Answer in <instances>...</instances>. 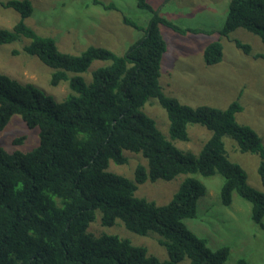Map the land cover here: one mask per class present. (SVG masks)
I'll return each instance as SVG.
<instances>
[{"label":"trees","instance_id":"1","mask_svg":"<svg viewBox=\"0 0 264 264\" xmlns=\"http://www.w3.org/2000/svg\"><path fill=\"white\" fill-rule=\"evenodd\" d=\"M106 9L114 2L94 0ZM152 13L146 26L123 15V21L142 31L122 55L102 45L80 53L63 52L55 38L38 33L25 22L33 12L31 0H0L21 14L12 28H0V44L28 38L25 51L54 70L50 82L65 81L71 89L62 100L33 83H23L0 72V132L14 115L39 128V143L30 150L0 146V264H228V245L213 247L186 219L198 216L207 185L197 174L223 177L220 199L230 205L234 194L250 202L252 219L263 225L264 192L248 183L245 167L231 159L226 137L236 149L260 157L258 172L264 184V141L257 130L236 118L243 109L236 99L225 108L183 103L167 94L160 83L162 58L168 43L161 26L186 34L216 29L183 27L163 16L147 0H137ZM264 42V0H230L225 23L217 29L228 36L237 28ZM249 53V44L235 39ZM13 54H19L15 49ZM264 58V52L257 54ZM223 58L220 40L203 50L206 64ZM96 60L110 61L92 72L87 84L83 72ZM157 98L167 112L171 139L143 110ZM200 124L211 131L198 154L179 148L173 139H190L188 128ZM24 135L14 143H22ZM131 151L143 155L134 178L111 171L112 162L125 164ZM187 175L170 201L157 204L137 196L138 185ZM100 213L101 225L123 223L131 232L160 235L168 257L161 259L144 245L115 233L95 234L90 224ZM151 249V247H150ZM152 251V250H151ZM236 264H249L245 258Z\"/></svg>","mask_w":264,"mask_h":264},{"label":"rangeland","instance_id":"2","mask_svg":"<svg viewBox=\"0 0 264 264\" xmlns=\"http://www.w3.org/2000/svg\"><path fill=\"white\" fill-rule=\"evenodd\" d=\"M33 12L25 22L38 33L55 38L63 52L80 53L89 45H102L122 55L142 31L126 24L123 15L146 26L152 13L141 8L137 0H102L114 2L120 10L106 9L94 0H31ZM160 13L183 27L216 29L212 33L181 34L162 25L161 30L168 43L162 58L160 83L165 92L177 96L181 102L199 105L208 104L219 108L227 107L238 99L243 109L236 118L254 126L264 141V58L257 54L264 52V42L260 36L244 28L233 30L228 36L217 29L223 27L230 0H147ZM21 14L13 8L0 5V28H12L20 20ZM235 39L250 45L249 53L236 45ZM220 40L223 44V58L214 65L203 59L205 46ZM29 39L22 37L12 43L0 44V72L23 83H33L57 100L67 97L71 89L64 83L52 85L53 68L43 63L37 56L25 51ZM19 50V54L13 51ZM110 61L96 60L83 72L87 84L92 80V72ZM69 93V94H68ZM143 110L153 117L160 130L171 139L169 119L165 108L157 98H150ZM190 139H173L179 148L198 154L210 137L211 131L200 124L188 128ZM24 135L22 143L14 139ZM226 148L231 159L239 161L248 173V183L264 192V184L258 172L260 157L254 153H242L236 149V142L226 137ZM39 143V128L29 127L20 115H14L4 130L0 132V146L8 150H30ZM128 162H112L113 172L134 178L139 162L148 163L142 155L127 151ZM187 175L180 174L173 180L158 179L138 185L137 196L165 204L179 189ZM207 185V192L201 197L198 216L186 219L187 224L198 234L207 237L210 245H228V264H236L245 258L249 264H264V220L263 225L252 219L250 202L234 194L230 205L220 199L223 177L220 173L211 176L196 175ZM89 226L95 234L115 233L129 238L134 244L146 246L150 252L165 259L166 248L160 244V235L151 233L142 236L129 231L123 223L112 227L101 225L100 213ZM151 247V249H150ZM152 250V251H151ZM180 264H189L185 259Z\"/></svg>","mask_w":264,"mask_h":264},{"label":"crops","instance_id":"3","mask_svg":"<svg viewBox=\"0 0 264 264\" xmlns=\"http://www.w3.org/2000/svg\"><path fill=\"white\" fill-rule=\"evenodd\" d=\"M191 105V104H190ZM194 106V105H193ZM243 123V122H242ZM246 124H248V123H246ZM249 125H251V124H249ZM252 126V125H251ZM254 127V126H253ZM258 132V131H257ZM259 133V132H258Z\"/></svg>","mask_w":264,"mask_h":264}]
</instances>
